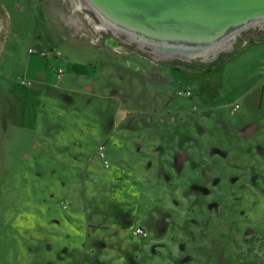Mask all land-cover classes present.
I'll list each match as a JSON object with an SVG mask.
<instances>
[{
  "label": "rangeland",
  "instance_id": "1",
  "mask_svg": "<svg viewBox=\"0 0 264 264\" xmlns=\"http://www.w3.org/2000/svg\"><path fill=\"white\" fill-rule=\"evenodd\" d=\"M232 38L184 58L0 0V264H264V23Z\"/></svg>",
  "mask_w": 264,
  "mask_h": 264
},
{
  "label": "water",
  "instance_id": "2",
  "mask_svg": "<svg viewBox=\"0 0 264 264\" xmlns=\"http://www.w3.org/2000/svg\"><path fill=\"white\" fill-rule=\"evenodd\" d=\"M113 30L185 58L264 23V0H90ZM252 26V27H255ZM209 50V49H208Z\"/></svg>",
  "mask_w": 264,
  "mask_h": 264
},
{
  "label": "built area",
  "instance_id": "3",
  "mask_svg": "<svg viewBox=\"0 0 264 264\" xmlns=\"http://www.w3.org/2000/svg\"><path fill=\"white\" fill-rule=\"evenodd\" d=\"M63 74H64V70L60 69V70L58 71V76H59V77H62ZM238 108H239V107H236L235 110H237ZM105 150H106L105 147H103V146L100 147L99 152L101 153L102 157L105 156ZM104 162H105V165L108 167L109 164H108V162L106 161V159L104 160ZM135 233H136L137 236H141L142 238H146V237H147V234H146L145 231H143L142 229H137V230L135 231Z\"/></svg>",
  "mask_w": 264,
  "mask_h": 264
},
{
  "label": "crops",
  "instance_id": "4",
  "mask_svg": "<svg viewBox=\"0 0 264 264\" xmlns=\"http://www.w3.org/2000/svg\"><path fill=\"white\" fill-rule=\"evenodd\" d=\"M33 41V40H32ZM31 44H34L33 42H31ZM29 58V57H28ZM28 65V64H27ZM25 66H26V64H25ZM32 64L30 65V66H28V69L25 67V69L23 70V74H26V76L28 77V74L29 75H32ZM29 72H31V74L29 73ZM48 73H47V71H44V72H36V75H38V76H43V77H46V76H48L47 75ZM40 85H42V81H41V83H40Z\"/></svg>",
  "mask_w": 264,
  "mask_h": 264
},
{
  "label": "bare ground",
  "instance_id": "5",
  "mask_svg": "<svg viewBox=\"0 0 264 264\" xmlns=\"http://www.w3.org/2000/svg\"><path fill=\"white\" fill-rule=\"evenodd\" d=\"M97 14H99L98 12H97ZM100 15V14H99ZM101 16V15H100ZM103 18V17H102ZM103 20H104V18H103ZM105 21V20H104ZM257 23H253V24H251L250 25V27H252V26H255ZM262 25V24H261ZM233 38L232 37H229L228 39H226V40H232ZM194 57V56H193Z\"/></svg>",
  "mask_w": 264,
  "mask_h": 264
},
{
  "label": "trees",
  "instance_id": "6",
  "mask_svg": "<svg viewBox=\"0 0 264 264\" xmlns=\"http://www.w3.org/2000/svg\"><path fill=\"white\" fill-rule=\"evenodd\" d=\"M57 76H58V73H57ZM99 154H100V157L102 158V160L104 161L105 159H106V161L108 162V164H109V161L107 160V155L105 154V156L104 157H102V155H101V153L99 152Z\"/></svg>",
  "mask_w": 264,
  "mask_h": 264
},
{
  "label": "flooded vegetation",
  "instance_id": "7",
  "mask_svg": "<svg viewBox=\"0 0 264 264\" xmlns=\"http://www.w3.org/2000/svg\"><path fill=\"white\" fill-rule=\"evenodd\" d=\"M226 44H227V41L224 43V46H226Z\"/></svg>",
  "mask_w": 264,
  "mask_h": 264
}]
</instances>
